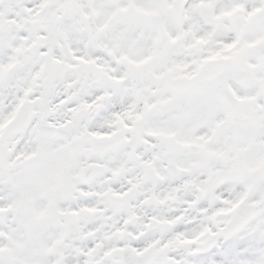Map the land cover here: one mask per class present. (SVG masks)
Returning a JSON list of instances; mask_svg holds the SVG:
<instances>
[{
    "label": "snow or ice",
    "instance_id": "snow-or-ice-1",
    "mask_svg": "<svg viewBox=\"0 0 264 264\" xmlns=\"http://www.w3.org/2000/svg\"><path fill=\"white\" fill-rule=\"evenodd\" d=\"M0 264H264V0H0Z\"/></svg>",
    "mask_w": 264,
    "mask_h": 264
}]
</instances>
